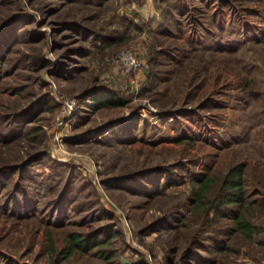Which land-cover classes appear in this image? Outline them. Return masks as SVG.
I'll use <instances>...</instances> for the list:
<instances>
[{
	"label": "rangeland",
	"instance_id": "obj_1",
	"mask_svg": "<svg viewBox=\"0 0 264 264\" xmlns=\"http://www.w3.org/2000/svg\"><path fill=\"white\" fill-rule=\"evenodd\" d=\"M239 163L264 204V0H0V264H264L262 207L214 215Z\"/></svg>",
	"mask_w": 264,
	"mask_h": 264
},
{
	"label": "trees",
	"instance_id": "obj_2",
	"mask_svg": "<svg viewBox=\"0 0 264 264\" xmlns=\"http://www.w3.org/2000/svg\"><path fill=\"white\" fill-rule=\"evenodd\" d=\"M88 100L98 106L117 105V93L105 88H95L88 94ZM43 154H36L25 160L23 167H30L38 160L42 159ZM244 173L245 166L239 163L233 166L224 176L221 188L218 194L219 202L215 206L214 215L219 218H228L232 220L234 231L239 233L245 241H251L260 231V227L252 221L253 209L255 206L262 207L264 204H256L254 200H249V196L244 188ZM22 177V175H20ZM209 180L206 176L199 181L200 189L198 198L208 191ZM223 207V209H221ZM264 211V210H263ZM102 239H99L95 234H82L80 232H72L66 236L65 246L61 252L69 256L73 253L90 252L95 247L102 244ZM194 247V246H193ZM215 249L222 251L225 249L223 242L217 244ZM102 254V252H100ZM110 260L112 256L102 255Z\"/></svg>",
	"mask_w": 264,
	"mask_h": 264
},
{
	"label": "built area",
	"instance_id": "obj_3",
	"mask_svg": "<svg viewBox=\"0 0 264 264\" xmlns=\"http://www.w3.org/2000/svg\"><path fill=\"white\" fill-rule=\"evenodd\" d=\"M115 61L119 68L120 74L133 77V84L137 85L139 83V71L143 66V61L141 58L132 51H123L115 57ZM69 106L68 109H72Z\"/></svg>",
	"mask_w": 264,
	"mask_h": 264
}]
</instances>
